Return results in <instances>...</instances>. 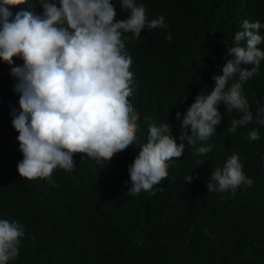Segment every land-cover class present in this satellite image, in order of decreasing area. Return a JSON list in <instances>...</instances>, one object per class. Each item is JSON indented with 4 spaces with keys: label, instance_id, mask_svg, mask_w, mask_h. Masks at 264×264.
Masks as SVG:
<instances>
[{
    "label": "trees",
    "instance_id": "obj_1",
    "mask_svg": "<svg viewBox=\"0 0 264 264\" xmlns=\"http://www.w3.org/2000/svg\"><path fill=\"white\" fill-rule=\"evenodd\" d=\"M39 2L29 0L31 7L10 10L13 17L21 10L43 16ZM50 2L59 6L58 0ZM111 3L117 20L128 17L121 0ZM136 3L145 6L149 20L163 15L167 28L145 27L138 39L131 33L123 38L134 80L128 99L139 120L135 142L109 162L77 153L74 169H55L51 183L21 177L17 165L23 154L10 114L13 108L19 111V93L13 91L18 81L0 60V219L16 221L25 232L18 256L7 264H264V125L255 120L230 133L231 121L240 114L218 105L221 122L203 142L213 146L211 152L196 155L185 142L182 156L168 161V176L155 186V195L128 193V166L149 135L145 117L157 125L169 123L181 143L184 114L198 93L207 95L214 87L212 77L230 58L227 50L235 33L243 30V21L264 25V0ZM169 31L171 41L166 39ZM260 34L264 36V27ZM258 47L264 49V44ZM14 61L13 66L23 64L19 58ZM237 80L238 75L229 86ZM242 89L255 118L257 109L264 107V60ZM253 129L258 140L249 139ZM186 131L190 134V126ZM232 155H238L253 184H242L234 194L209 192L212 171L222 169ZM191 174L193 180L186 181Z\"/></svg>",
    "mask_w": 264,
    "mask_h": 264
},
{
    "label": "clouds",
    "instance_id": "obj_2",
    "mask_svg": "<svg viewBox=\"0 0 264 264\" xmlns=\"http://www.w3.org/2000/svg\"><path fill=\"white\" fill-rule=\"evenodd\" d=\"M40 0L43 16L11 7L28 4L29 0H0V60L11 67L17 79L13 91L19 93V111L12 109V125L19 133V150L23 159L17 165L21 177L46 178L61 168L71 172L74 154H86L98 163L113 156L136 140L138 112L128 99L133 93L132 58L125 51V34L138 39L145 27L167 28L163 15L149 20L143 4L121 0V8L129 13L117 20L111 0ZM66 25V26H65ZM259 21L244 20L242 31L235 33L229 59L219 75H213L214 87L209 94L198 93L183 116L180 140L177 143L169 123L157 125L145 117L149 135L138 155L128 166L135 196L141 191L155 195V186L167 178L168 161L184 153L185 142L196 155H207L211 144H204L221 122L218 105L227 112L235 110L239 118L228 129L250 123L264 125V107L254 118L242 85L260 70L264 60V36ZM169 31L166 39L171 41ZM242 41L246 44L242 45ZM15 58L22 66H13ZM241 65H251L250 68ZM238 75V80L229 82ZM180 112L176 113L177 119ZM190 126V134L186 129ZM253 129L249 139L258 140ZM201 146L195 147L197 142ZM204 161H200L202 165ZM193 175L186 181L191 182ZM251 186L252 179L242 171L238 155H232L223 168L212 171L207 182L209 192L232 191L241 185ZM162 190V189H161ZM24 228L16 221L0 219V264L18 256Z\"/></svg>",
    "mask_w": 264,
    "mask_h": 264
}]
</instances>
